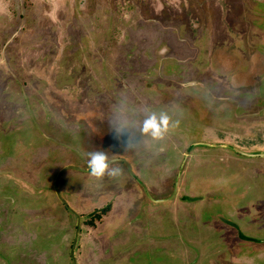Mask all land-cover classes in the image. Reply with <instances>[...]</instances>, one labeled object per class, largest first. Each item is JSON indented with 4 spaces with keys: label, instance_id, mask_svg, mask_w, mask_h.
<instances>
[{
    "label": "rangeland",
    "instance_id": "obj_1",
    "mask_svg": "<svg viewBox=\"0 0 264 264\" xmlns=\"http://www.w3.org/2000/svg\"><path fill=\"white\" fill-rule=\"evenodd\" d=\"M261 137L264 0H0V264H264Z\"/></svg>",
    "mask_w": 264,
    "mask_h": 264
},
{
    "label": "clouds",
    "instance_id": "obj_2",
    "mask_svg": "<svg viewBox=\"0 0 264 264\" xmlns=\"http://www.w3.org/2000/svg\"><path fill=\"white\" fill-rule=\"evenodd\" d=\"M167 117L161 116L159 119L151 118L146 120L142 131L155 138H159L166 130ZM116 163V162H113ZM87 168L90 175L101 177L107 172L109 176H116L120 173V168H109V162L103 152H94L88 154Z\"/></svg>",
    "mask_w": 264,
    "mask_h": 264
},
{
    "label": "crops",
    "instance_id": "obj_3",
    "mask_svg": "<svg viewBox=\"0 0 264 264\" xmlns=\"http://www.w3.org/2000/svg\"><path fill=\"white\" fill-rule=\"evenodd\" d=\"M31 126H32V125H31ZM24 129H25V128L23 127V129L21 130V131H23V134H24L23 136H26V137H27V136H31L30 141H32V139H35V138H36V139L39 140V142H42V144H41V143H37V144H38L37 148L39 147L38 150L45 151V152H46L45 154L47 155V154H48V150H49V148H46V146H47L46 144H53V142H52L53 140L50 139V138H48V137H47V139H45L46 137H45V136H42V138H41L42 141H41V140L38 138L39 135H37V134L35 133V130H34L33 127H32L31 129H30V128H27L26 130H24ZM29 131H31L30 133H32V134H30ZM25 133H27V134H25ZM33 133H34V135H33ZM33 136H34V138H33ZM39 137H40V136H39ZM43 141L46 142V144H45ZM25 144H26V143H25ZM27 145L29 146V144H27ZM68 145H70V144H68ZM201 145H202V147L206 146L204 143H202ZM246 145H247V144H246ZM32 146H34V144H33ZM217 146H218V145H217ZM200 147H201V146H200ZM202 147H201V148H202ZM236 147H238V146L236 145ZM64 148H66V147H64ZM73 148L77 149L76 147H73ZM204 148H206V147H204ZM204 148H202V149L204 150ZM216 148H219V149H225V148H220V147H216ZM238 148H239V147H238ZM66 149H67V148H66ZM242 149H243V148L240 147V149H239L238 151L241 152ZM247 149H249V148L247 147ZM68 150L71 151V152L74 151V150L71 149V148H69ZM77 150H78V149H77ZM236 150H237V149H236ZM235 153L238 154L237 152H235ZM235 153H234V154H235ZM243 153H244V152H243ZM246 154H248V153H246ZM249 154H250V151H249ZM46 155H45V156H46ZM251 155H254V154H251ZM248 158H250V157H248ZM251 159H255V158L253 157V158H251ZM67 161H68V160H64L62 163L57 164V166H58V170H57V171H58V174L60 173V171H61L62 169H64V168H68V169H65V170L60 174L59 178H60L61 175H62L65 171H67V170H72V171H75V172L77 171V172H80V173H81V172H83V173H89L88 168H85V167H74V166H71V165L67 164ZM110 161L112 162L111 164H113V162H119V161H120V158H114V159H111ZM110 161H109V162H110ZM76 168H81V169H83V170H82V171H80V170H76ZM58 174H57V175H58ZM57 175H56V176H57ZM59 178H58V180H59ZM58 180H57V182H58ZM56 185H57V183H56ZM25 187H26V189H32V190H34V188H33V186H31V185H29V184H28V185H26V184H24V185H20V192H21V195L19 196V198L22 197L23 199L27 200V199H26L27 195L24 194L23 191H21V189H23V188H25ZM5 188H6L7 192H8V191H9V186H6ZM57 192H58V190H57ZM58 195H59V192H58ZM57 197H58V196H57ZM57 197H56V198H57ZM60 198H61V197H60ZM57 200L60 201L58 198H57ZM61 200H62V199H61ZM78 201H79V200H78ZM0 202L2 203V206H3V201H1V199H0ZM64 205H65V204H64ZM87 206H88V205H87ZM74 211H76V210L74 209ZM76 212H77V211H76ZM5 219L7 220L6 215H5ZM9 229H10V231H12V232L14 231V230H13V226H10ZM6 233H8V232H6ZM8 235H9V233H8ZM14 236H15V235H14ZM14 236H10V238H9V241L12 242V243L14 242ZM7 238H8V236H7ZM11 239H12V240H11ZM19 242H20V241H19ZM37 260L41 263V262H43L44 259H42V258H38ZM37 260H36V261H37ZM33 262H34V261H33Z\"/></svg>",
    "mask_w": 264,
    "mask_h": 264
},
{
    "label": "water",
    "instance_id": "obj_4",
    "mask_svg": "<svg viewBox=\"0 0 264 264\" xmlns=\"http://www.w3.org/2000/svg\"><path fill=\"white\" fill-rule=\"evenodd\" d=\"M211 147H220V148H225V146H212L211 145ZM234 152H237L239 155H241V156H245V157H263L264 158V154H254V155H251V154H246V153H243V152H240V151H238V150H236V149H232ZM112 162L110 161L109 162V165L111 164ZM65 169H68V168H64V169H62L61 171H60V173L56 176V179H55V182H54V190L56 191V194H57V196H58V199L62 202V204H64V202L61 200V198H60V196L58 195V192H57V187H56V183H57V180H58V178H59V176H60V174L65 170ZM76 170H80V171H82L83 169H81V168H76ZM71 212V211H70ZM75 217H76V230H75V236H74V240H73V244H72V248H71V250H70V256H71V259H72V264H75V259H74V257H73V250H74V247H75V244H76V242H77V234H78V232H79V217L75 214V213H73V212H71ZM240 231L238 230V228H237V234L238 235H240V233H239Z\"/></svg>",
    "mask_w": 264,
    "mask_h": 264
},
{
    "label": "flooded vegetation",
    "instance_id": "obj_5",
    "mask_svg": "<svg viewBox=\"0 0 264 264\" xmlns=\"http://www.w3.org/2000/svg\"><path fill=\"white\" fill-rule=\"evenodd\" d=\"M263 140H264V137H261L260 139H256L255 141L256 142H254L255 144H257L258 146L261 144V143H263ZM246 141V140H245ZM260 143V144H259ZM235 145H236V143H234ZM243 144H246L245 142L243 143ZM251 145V144H250ZM218 146H221V144H219ZM222 146H225V145H222ZM226 147V146H225ZM238 148V147H237ZM233 149V148H232ZM251 149V148H250ZM253 149V148H252ZM238 226V225H237ZM239 227V226H238ZM238 230L240 231V229L238 228ZM240 233V235H238V237H239V239H240V241H243V242H246V243H262V242H264V240H259V239H252V238H246V237H244V236H242V234H241V232H239ZM73 257H74V255H73ZM71 258V257H70ZM75 259V258H74ZM71 263H72V259H71ZM75 264H76V260H75Z\"/></svg>",
    "mask_w": 264,
    "mask_h": 264
},
{
    "label": "trees",
    "instance_id": "obj_6",
    "mask_svg": "<svg viewBox=\"0 0 264 264\" xmlns=\"http://www.w3.org/2000/svg\"><path fill=\"white\" fill-rule=\"evenodd\" d=\"M103 211V210H102Z\"/></svg>",
    "mask_w": 264,
    "mask_h": 264
}]
</instances>
